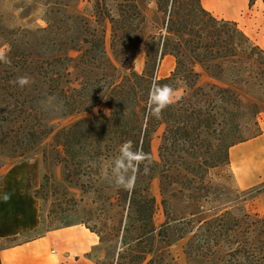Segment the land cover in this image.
I'll return each instance as SVG.
<instances>
[{
	"label": "rangeland",
	"instance_id": "1",
	"mask_svg": "<svg viewBox=\"0 0 264 264\" xmlns=\"http://www.w3.org/2000/svg\"><path fill=\"white\" fill-rule=\"evenodd\" d=\"M96 1L0 0V49L10 61L0 62V146H6L7 152L29 147L24 158L11 164L35 156L41 161L38 232L82 225L105 240L84 257L91 264H111L123 227L132 221L128 218L131 192L117 190L104 171L118 146L131 140L134 150L142 149L152 158L150 171L141 170L135 188L154 196L156 228L167 223L168 245L161 247L163 241L157 237L143 264H232L228 249L249 242L255 215L264 218V178L240 188L230 149L258 136L264 111L252 126L218 117L215 103L207 101L182 113L168 127L164 122L171 113L168 107L159 118L161 124L143 138L140 123L143 128L147 111L141 117L142 86L129 74H140L147 55L156 54L154 73L158 78L170 76L178 68V57L170 52L160 55L165 36L182 46L193 37L186 34L191 22L198 23L204 34L222 30V25L212 21L215 16L199 0H105L104 16L119 14L120 22L113 24L106 17L99 23ZM256 9L246 15L260 14ZM170 24L180 31L169 33ZM255 26L258 32L264 30V24ZM122 58L130 59L127 70ZM179 60L199 74L197 86L219 83L186 52ZM19 76L28 77L30 83L16 86L12 82ZM10 158L0 157V165ZM11 164L0 166V180ZM145 220L141 208L129 234L132 240ZM220 224L230 231L214 235ZM187 228L191 231L179 238ZM227 233L232 243L222 240ZM33 235L27 232L16 241ZM189 241L193 251L187 249ZM11 244L0 239V249Z\"/></svg>",
	"mask_w": 264,
	"mask_h": 264
},
{
	"label": "trees",
	"instance_id": "2",
	"mask_svg": "<svg viewBox=\"0 0 264 264\" xmlns=\"http://www.w3.org/2000/svg\"><path fill=\"white\" fill-rule=\"evenodd\" d=\"M254 1L250 0V6ZM262 2L264 4V0ZM96 3V13H98L97 22L101 23L106 21V17L113 24L120 22L119 14L117 17H113L110 14L104 16L102 7L106 6L105 0H97ZM125 4L129 5L130 3L126 2ZM175 4H177V1ZM116 7L120 9V2L116 4ZM212 21L215 24H221L223 29L206 32L204 34V29L198 27V23L191 22L188 24L189 28H187L186 34L193 35V37L186 39L182 46L176 39L172 40L169 36L164 37L160 55L163 56L166 52H170L178 57V68L170 76L158 78L154 73L152 66H154L156 54L153 58L151 54L147 55L148 58L145 61L146 67L140 74L136 72L129 73L135 76L142 86V93L139 100L141 117H143L146 111V108L142 106V102L146 101L149 88L153 80H156L162 85L169 84L178 90L183 89L184 94L182 95V99L175 105L169 106L171 107V113L164 120L168 127L173 126L182 113L190 110L193 111L196 104L207 101H213L215 103L213 107L218 117L230 119L231 121L243 120L247 125H257V118L264 111V49L258 45L254 46L249 40L250 38L238 28L235 22L217 19L215 17ZM230 25L235 27L233 31L226 28ZM167 29L169 33H177L180 31V28L173 26V24H170ZM185 52L195 62L201 64L219 83H208L204 87L197 86L199 74L194 72L193 67L180 64L179 56H183ZM120 62L127 70L128 65H130V59L122 58ZM150 64L151 68L148 70ZM192 76L194 79H191ZM146 116L147 120L143 128L140 123L143 138H146L149 133L161 124L159 119L151 117L147 112ZM169 132L171 131L169 130ZM260 134L261 130L256 133V136ZM28 148L25 145L15 151L7 152L6 146H0V157L11 156L7 162L1 163L0 166L11 164L20 158H24ZM14 154L16 156H13ZM34 196L36 198L38 197V189L34 191ZM128 206V218L132 221L123 227V233L118 243L119 250L117 251V257L111 264H143L151 255L157 237H159V242L163 241L164 245L161 247L168 245L165 238L167 223H164L160 229H157L153 221L155 213L154 196H151L147 190L135 188L131 192ZM141 208H144L146 212V220L143 224L142 231L132 240L129 234L133 231L131 227L134 225V221H137V215H139ZM255 217L251 223L252 239L245 244H240L236 248H230L227 251L228 261L232 264H264V236H261L262 234L264 235V218H257L258 215H255ZM189 223L190 221L186 224L189 225ZM187 229V232L179 236V238L184 237L191 231V228ZM38 230L39 228L32 231L35 232V235L24 241L16 240L25 233H20L18 236L7 237L2 240L12 242L11 245H8L12 246L36 239L47 232L39 233ZM214 231V235H222L230 230L225 225L220 224L214 228ZM199 235L197 233L194 234L196 237ZM162 237H164L163 240ZM229 237H232V235L230 236L227 233L222 240L232 243ZM99 241L105 242L102 238H99ZM189 242L187 249L193 251V246ZM210 251L213 252V250Z\"/></svg>",
	"mask_w": 264,
	"mask_h": 264
},
{
	"label": "crops",
	"instance_id": "3",
	"mask_svg": "<svg viewBox=\"0 0 264 264\" xmlns=\"http://www.w3.org/2000/svg\"><path fill=\"white\" fill-rule=\"evenodd\" d=\"M199 1L203 9L208 11L202 4L203 0ZM237 1L241 17L244 14L247 16L246 11L256 6L257 12L261 10L260 14L256 12V16H247V19L253 25L264 24L262 0H255L251 6L250 0ZM219 19L233 21L237 25L239 23L236 17L222 16ZM261 131L262 133L257 137L238 143L232 148L250 141L264 143V122L261 123ZM41 177L42 165L37 156L11 164L3 172L0 180V239L32 232L40 227L38 199L34 196V191L40 186ZM262 177L264 178V170ZM259 182L260 179L246 184L242 189L250 188ZM73 229L82 230L83 236L78 239L77 246L67 248L58 238L62 232H70ZM99 242V236L86 227L70 225L47 231L36 239L0 249V264H91L90 259L84 255ZM58 249L63 253L65 258L63 261L58 258ZM72 249L78 251L72 252Z\"/></svg>",
	"mask_w": 264,
	"mask_h": 264
},
{
	"label": "clouds",
	"instance_id": "4",
	"mask_svg": "<svg viewBox=\"0 0 264 264\" xmlns=\"http://www.w3.org/2000/svg\"><path fill=\"white\" fill-rule=\"evenodd\" d=\"M0 62L10 64L4 49H0ZM18 87H25L30 83L26 76H19L13 81ZM182 92L169 84H160L153 80L145 108L151 117L159 119L163 111L175 105L182 99ZM152 158L142 149H135L131 140H126L118 146L117 155L108 163L104 171L105 179L117 190L132 192L136 186V179L141 170L144 174L150 171Z\"/></svg>",
	"mask_w": 264,
	"mask_h": 264
},
{
	"label": "bare ground",
	"instance_id": "5",
	"mask_svg": "<svg viewBox=\"0 0 264 264\" xmlns=\"http://www.w3.org/2000/svg\"><path fill=\"white\" fill-rule=\"evenodd\" d=\"M202 4L217 18H222V16L238 18V27L241 28L249 38L255 40L260 47H264V30L261 29V31L258 32L256 26L247 19L245 14L242 17L240 16L237 0H203ZM256 142L257 141H250L230 149L231 167L236 182L241 188L246 184L256 182L263 176L264 143ZM82 236V230L73 229L70 232H62L58 239L65 247L72 248L78 245V239ZM71 251L77 252L78 250L72 249ZM57 255L59 260L63 261L65 259L63 253L59 249Z\"/></svg>",
	"mask_w": 264,
	"mask_h": 264
}]
</instances>
